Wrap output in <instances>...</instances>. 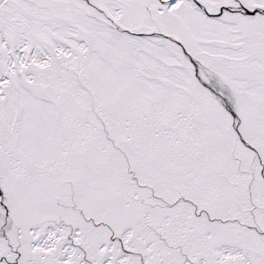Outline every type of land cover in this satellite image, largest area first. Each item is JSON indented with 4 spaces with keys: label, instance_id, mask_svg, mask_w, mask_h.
Masks as SVG:
<instances>
[{
    "label": "snow or ice",
    "instance_id": "6c2138e0",
    "mask_svg": "<svg viewBox=\"0 0 264 264\" xmlns=\"http://www.w3.org/2000/svg\"><path fill=\"white\" fill-rule=\"evenodd\" d=\"M0 264H264V0H0Z\"/></svg>",
    "mask_w": 264,
    "mask_h": 264
}]
</instances>
